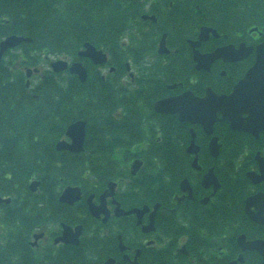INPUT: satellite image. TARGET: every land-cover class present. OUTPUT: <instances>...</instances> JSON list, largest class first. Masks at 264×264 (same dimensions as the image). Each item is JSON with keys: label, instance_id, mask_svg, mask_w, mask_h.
Here are the masks:
<instances>
[{"label": "flooded vegetation", "instance_id": "obj_1", "mask_svg": "<svg viewBox=\"0 0 264 264\" xmlns=\"http://www.w3.org/2000/svg\"><path fill=\"white\" fill-rule=\"evenodd\" d=\"M17 1L20 0H0V12H6L11 3ZM198 1L207 0H139L140 12H134L131 3L128 10L122 11L137 15L127 29L129 34L132 33L129 42H121L124 49L129 48L127 61H120L115 43L112 49H108V45L92 44L106 54L98 63L90 57L79 56V52L85 50V44L74 55L64 52L63 57H53L50 61L48 57L45 63L39 64L38 53L33 51L31 56L36 64L32 68H38L40 72L34 73L38 77L32 75L29 80L34 87L42 80L57 79L59 74L65 80L69 76L79 78L70 72L74 63L83 65L88 76L93 74L104 81L109 79L111 85L119 78L125 80L127 77L132 88L141 80H153L156 84L152 90L127 92L128 102L135 105L131 117L135 121L129 128L145 132L144 135L137 133L132 137L135 141L127 142L138 149L129 156L133 157L132 160L142 161L149 157L150 147L154 143L162 144L163 119L171 116L174 121L186 125L182 134H173L172 138L177 140L179 148L185 146L186 152L195 133L198 157L206 164V169L191 174H175V177L173 174H143V189L135 188L131 180L132 176L140 174H116L114 197L101 198L108 185L101 187L98 193H91L95 195L94 203L100 207L98 219L90 220L93 223L91 226L84 219L69 222L53 217L42 218L39 224L42 214L37 209L27 212L25 219L0 218V264H264V173L260 174L264 164V125H256L252 132H240L232 130L226 122L228 128L220 131L218 124L221 121L218 120L214 124L213 136H207L201 126L181 122L179 116L155 109L158 101L179 97L185 92L197 98L204 97L208 89L218 95H228L255 64L257 45L264 38L261 28L254 30L258 29L254 26L231 32L228 25L212 26L216 34L211 33L208 40L194 48L193 42L198 40L200 29L184 38L181 28L172 25L171 17L179 12H193V6L194 12H199ZM119 2L123 3L122 0H62V7L64 12H76L77 5L82 9L80 12H89L92 6H96L98 12H107L102 10V6L110 5L112 12H119ZM188 2L190 8L185 7ZM219 49L225 52L209 67H198L196 51L205 56ZM41 51L44 54L45 51ZM22 57L21 46L6 53L7 59H16L15 65ZM59 59H64L69 66L54 75L52 60ZM122 65L124 67L120 68ZM25 79H28L27 73ZM66 94L77 93L67 90ZM32 95L39 99L37 93ZM153 96L157 97L151 107ZM85 99L82 96L80 101ZM104 101L113 103L111 117L118 121L123 114L117 108V93H111L110 97L107 95ZM147 106L152 110L154 122H147ZM67 108L70 109L69 106ZM75 111L73 109L64 115L69 120L65 130L75 122L74 119H84L75 118ZM175 126L176 123H173L172 129ZM180 126L182 128L183 125ZM234 132L239 133L235 135ZM214 136L221 145L217 157L209 148ZM236 136L232 151L228 140ZM65 140L72 142L66 135ZM237 150L242 152L235 160L233 154ZM69 154L74 158L83 157L81 153ZM187 157L193 161L196 155L187 152ZM211 167L216 174L205 181V173ZM89 196L86 197V192L82 194L88 211ZM135 197L139 200L135 201ZM4 198L0 202V214L5 213V205L12 202L11 197ZM114 201L125 211L144 207H148L149 211L141 219L135 214L118 216ZM16 209L21 214L23 207L21 205ZM154 210L156 214L152 225ZM64 224L84 227L79 243L62 238ZM145 226H150L149 231H144Z\"/></svg>", "mask_w": 264, "mask_h": 264}, {"label": "trees", "instance_id": "obj_2", "mask_svg": "<svg viewBox=\"0 0 264 264\" xmlns=\"http://www.w3.org/2000/svg\"><path fill=\"white\" fill-rule=\"evenodd\" d=\"M122 1L118 3L119 12H112L110 5L102 6V10L107 12H98L96 6H92L89 12H80L82 9L78 5L76 12H64L62 0H20L11 3L6 12H0V39L9 34L32 38V43L22 48L23 65L28 66L34 62L31 56L33 50L74 55L85 42L108 45V49H112L115 43L120 61L125 62L130 52L121 46V42L125 37L132 36L127 29L137 15L122 11L128 10L131 3L134 12L142 9L139 0ZM185 7L190 8V3ZM192 11L179 12L171 17L172 25L181 28L184 38L196 33L203 24L217 28L228 25L231 32L253 26L264 28V0H207L202 3L200 12H194V6ZM11 64L12 61L0 62V194L12 198L11 204L5 205V213L0 214V218L25 219L27 212L37 209L40 215L46 212L69 222L84 219L88 221V226L93 225L84 204L74 207L62 205L58 203V195L68 183L99 190L116 174H128V162L118 160L114 153L126 151L129 158L130 146L127 142L135 141L133 136L137 133L144 135L145 132L129 128L135 121L131 118L135 105L128 102L127 92L152 90L156 82L141 80L132 88L129 82L124 83L121 78L111 85L109 79L104 81L93 74L85 83L75 76L61 79L59 74L57 79L43 80L29 92L25 85V72L19 68L13 69ZM67 90L77 94L68 95ZM32 93H37L39 99ZM111 93H117V108L123 114L118 121L111 117L113 103L104 101ZM82 96L87 99L80 101ZM156 97L151 98V107ZM144 98L147 99L145 95ZM73 109H76L75 118L82 117L88 121L86 150L80 154L83 156L80 158L55 150V142L61 138L69 121L64 115ZM146 109L147 122H154L152 110L148 106ZM174 120L171 116L163 119L162 144L154 143L149 149V157L157 156V161L148 158L139 174H173L175 177V174L194 172L185 146L179 148L177 140L172 138L173 134H182L186 125ZM173 123H176L175 129H172ZM180 125H183L182 128ZM218 125L220 131L228 128L226 122ZM236 141L237 136L228 140L232 151ZM241 152L237 150L233 154L235 160ZM141 175L133 180L135 188L144 187ZM34 176L42 179L39 194L29 190L30 180ZM135 198V201L139 200ZM33 204L35 206L31 207ZM21 205L23 209L18 214L16 208Z\"/></svg>", "mask_w": 264, "mask_h": 264}, {"label": "water", "instance_id": "obj_3", "mask_svg": "<svg viewBox=\"0 0 264 264\" xmlns=\"http://www.w3.org/2000/svg\"><path fill=\"white\" fill-rule=\"evenodd\" d=\"M216 33L215 30L203 27L199 36V40L193 44L194 48L200 46L201 42L207 40L209 33ZM24 38L10 37L1 44L0 55L7 49L8 46H13ZM163 46V45H162ZM224 50H217L209 55H200L197 51L195 58L198 60L199 68L205 69L216 60ZM82 55L92 57L98 63L99 59L103 56L101 51L96 49L90 44L87 45L86 50L81 53ZM54 68L59 71L66 68V63L56 62L53 64ZM208 69V68H207ZM72 73H76L82 80L86 79V71L80 64H73L70 68ZM156 111L160 113L177 114L180 121L189 122L192 124L202 125L205 133L212 135L214 132V124L218 120V114L222 116L221 120H228L232 129L244 130L248 132L254 131L256 125H264V42L258 45L256 49V62L254 66L248 71L246 76L236 85L233 92L228 95H217L211 89L207 90V94L202 98H197L189 92L175 98L165 99L158 101L155 105ZM247 117H244V114ZM67 134L73 138V144L69 145L62 141L58 143L59 150L69 149L72 151L82 150V145L85 136V122H77L68 128ZM217 138H213L210 143V151L214 156L218 155L219 145ZM188 151L190 153H197L198 147L194 141L191 143ZM262 164V162H261ZM194 166H198V161L195 159ZM140 163L135 162L133 165V174L139 169ZM262 171L264 173V164H262ZM213 169H210L205 177V181L209 177H214ZM113 185L101 196L102 199L113 195ZM80 199L79 188H67L60 197L61 202L74 203ZM100 207L94 205L90 206L91 213L98 217V210ZM148 208L143 210H133L137 212L139 218L143 215ZM121 211V210H120ZM123 213V212H121ZM81 227L76 228V233L69 228L66 229L63 239L70 238L72 243H76V238L79 234Z\"/></svg>", "mask_w": 264, "mask_h": 264}]
</instances>
